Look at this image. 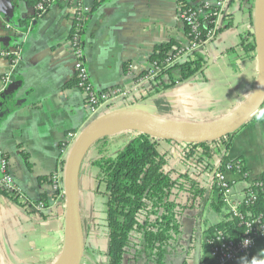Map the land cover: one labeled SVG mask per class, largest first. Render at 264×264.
Wrapping results in <instances>:
<instances>
[{
	"label": "crops",
	"instance_id": "0c3cea01",
	"mask_svg": "<svg viewBox=\"0 0 264 264\" xmlns=\"http://www.w3.org/2000/svg\"><path fill=\"white\" fill-rule=\"evenodd\" d=\"M209 1L215 0H58L39 16L26 0L0 2V49L20 52L11 88L0 96V164L2 159L9 162L20 194L19 202L0 194V264H55L62 259L66 199L54 189L51 176L62 178L60 162L71 150L66 146L68 135L80 133L92 117L84 93L76 86V55L70 42L78 3L86 12L92 10L82 32V54L92 83L98 89L118 87L128 93L115 98L104 111L135 107L144 114L207 124L238 112L255 94L256 51L246 53L240 47L242 36L253 25L249 9L243 24L233 26L238 6L254 0H228L227 25L203 48L207 64L194 77L181 80L179 70L153 84L138 77L153 66L150 56L157 45L173 40L176 46L189 43L179 18L182 5L188 2L195 7ZM11 70V61L0 57V88ZM133 133L113 134L111 152L124 146ZM163 146L172 167L186 170L182 163L191 164L184 158L181 143L163 142ZM98 156L92 147L87 151L78 178L85 235L81 264L107 260L108 239H90L100 229L107 230V197L93 165ZM227 156L242 158L248 173L247 178L227 173L232 193L240 197L264 173V114L254 115L237 131ZM241 182L244 185L239 186ZM37 203H43V208L36 209ZM183 224L189 238L195 221L185 217ZM207 239L204 236L197 247L200 263L210 252ZM228 264H264V236L252 251Z\"/></svg>",
	"mask_w": 264,
	"mask_h": 264
},
{
	"label": "trees",
	"instance_id": "16d2710c",
	"mask_svg": "<svg viewBox=\"0 0 264 264\" xmlns=\"http://www.w3.org/2000/svg\"><path fill=\"white\" fill-rule=\"evenodd\" d=\"M42 1L26 0L35 9L36 16L45 13L36 8ZM188 2L182 8H192ZM201 5L204 3L199 4ZM91 11H79L74 17L73 28L79 27L83 32ZM228 16L223 12L217 33L227 25L225 20ZM185 27L188 31L187 25ZM180 46H176L174 40L156 46L150 61L156 62L159 70L149 81L150 84L162 80L174 70H179L181 80H187L206 66L203 49L195 51L192 57L183 62L163 66L170 51ZM240 47L246 53L256 51L251 33L242 36ZM3 52L8 53L5 57L11 62L15 59V53L8 49H0V57L4 56ZM174 83L175 81L165 84L164 87H170ZM261 114H264V104L255 115ZM98 115H93L87 125ZM134 133L136 135L114 153L110 146L116 139L115 136L105 135L92 145V149L99 154L93 161L96 167L95 177L98 184L104 186L103 192L107 197V260L100 264H190L191 261L202 264L196 255L197 247L204 236L210 238L217 231H223L230 239L242 238L245 228L237 218L230 219V212L225 207L216 185L210 186L206 178L201 179L204 173L219 169V158L214 160L218 151L222 165L229 160L227 153L237 132L211 143H181L184 147V158L191 162L188 164L182 161V164L186 163V170L170 165L169 151L164 148L163 142L173 141ZM66 159L67 155L60 162L63 172ZM229 161L244 164L239 157ZM244 171H247L246 168ZM57 193L62 194L61 187ZM0 194L15 202L20 200L19 192L11 194L8 189L0 188ZM208 208L217 213L225 211L224 219L209 225L205 219ZM241 210L246 215L264 212V195L260 194L257 200L242 206ZM185 217H191L195 221L189 238L185 237Z\"/></svg>",
	"mask_w": 264,
	"mask_h": 264
},
{
	"label": "built area",
	"instance_id": "2783aa9c",
	"mask_svg": "<svg viewBox=\"0 0 264 264\" xmlns=\"http://www.w3.org/2000/svg\"><path fill=\"white\" fill-rule=\"evenodd\" d=\"M58 0H43L37 5L39 11L46 12L50 7L48 5L56 3ZM227 0H215L213 4L206 3L196 8L183 9L180 13L182 20L188 27L187 36L189 43L174 48L170 51L165 59L166 65H172L175 62H183L195 51L202 50L217 35V30L222 22L224 12V4ZM75 25V24H74ZM82 29L79 27L72 28L70 33V42L76 55L74 62V71L76 77V86L82 90L85 95V102L89 108L90 114L93 116L99 114L101 108L109 102H112L118 96L128 95L124 89L115 87L111 89H98L94 86L90 79L87 65L85 63L82 52ZM15 59L12 63V70L3 76V85L0 88V96L8 86L12 83V74L19 61V50L15 52ZM7 52H3V57L7 56ZM155 65V64H154ZM159 68L152 66L147 72L138 77L140 82H148L152 80L158 72ZM78 134L69 133L66 146L71 147L75 142ZM219 169L213 172H206L205 176L211 184H215L218 192L222 195L225 207L230 212V219L237 218L240 224L245 228V232L241 239H230L223 231H217L212 237L207 239L210 252L208 257L202 264H228L240 255H244L252 251L258 239L264 236V212L258 214H244L241 210L242 206L258 199L260 194L264 195V177L255 178L250 185L245 188L240 197L232 193V182L227 178L228 172L237 173L243 177H248L245 166L240 162L225 161L222 165L219 158ZM52 184L55 190L62 187L63 180L58 174L51 176ZM0 188L8 189L11 194L19 192L15 183V178L10 170L9 162L2 159L0 164ZM43 208V203L36 205V209Z\"/></svg>",
	"mask_w": 264,
	"mask_h": 264
},
{
	"label": "water",
	"instance_id": "95a60500",
	"mask_svg": "<svg viewBox=\"0 0 264 264\" xmlns=\"http://www.w3.org/2000/svg\"><path fill=\"white\" fill-rule=\"evenodd\" d=\"M245 9H249L252 13L253 25L249 32L254 37L259 75L253 98L238 112L217 122L198 124L207 125L201 130H184L163 123L166 118L141 113L135 107L104 111L109 102L101 108L99 115L78 133L66 159L62 183L66 199V217L64 250L61 258H66V264H81L84 256L85 235L79 203L78 178L84 157L93 143L105 135H113L105 133L97 136L101 127L119 128L114 134L130 131L176 143H211L237 132L260 110L264 104V0H254L252 4L246 6L240 4L238 10L233 13L235 28L245 21L244 16L247 14ZM210 62L211 60L209 64Z\"/></svg>",
	"mask_w": 264,
	"mask_h": 264
},
{
	"label": "bare ground",
	"instance_id": "6f19581e",
	"mask_svg": "<svg viewBox=\"0 0 264 264\" xmlns=\"http://www.w3.org/2000/svg\"><path fill=\"white\" fill-rule=\"evenodd\" d=\"M215 2V1H214ZM214 2H212V1H209V2H206V3H211V4H213ZM228 2V0L226 1V3ZM206 3H204V4H206ZM226 3L224 4V7H225V5H226ZM49 6V5H48ZM199 5H197V6H195V8L196 7H198ZM78 7H79V9H80V11H86L87 10V8L81 3V2H79L78 3ZM192 8H193V6H191ZM223 7V8H224ZM184 8H181L180 9V11H179V18H180V20H181V22L184 24V25H186L185 24V22L182 20V18H181V15H180V13H181V11L183 10ZM79 13V12H78ZM158 67V65L156 64V62H153V66H155V65ZM163 66H165V67H167V66H169V65H166L165 63L163 64ZM88 72H89V70H88ZM8 73V72H7ZM253 98V97H252ZM163 123H165V124H167V125H170V126H175V127H177V128H180V129H184V130H201V129H203V128H205L207 125H198V124H189V123H186V122H183V121H179V120H175V119H166L165 121H162ZM119 130V128H109V127H101L99 130H98V132H97V136H99V135H102V134H105V133H108V134H114V132L115 131H118ZM61 178V177H60ZM62 180H64V172H63V176H62V178H61ZM62 188V194L64 195V188H63V186L61 187ZM56 191H58V190H56ZM66 258L64 257V258H62L61 259V261H59V262H57V263H55V264H66Z\"/></svg>",
	"mask_w": 264,
	"mask_h": 264
},
{
	"label": "rangeland",
	"instance_id": "374dc122",
	"mask_svg": "<svg viewBox=\"0 0 264 264\" xmlns=\"http://www.w3.org/2000/svg\"><path fill=\"white\" fill-rule=\"evenodd\" d=\"M132 135H134V133ZM71 147H69V148H71ZM220 156H221L220 155V152L218 151V153L214 157V160L217 161L218 158H221ZM239 184H240L239 186L244 185V182H241ZM224 212L217 213L216 211L208 208L207 211H206V214H205L206 222H208V223H217V222H220L222 220V218H223ZM90 239H108V237H107V230L100 229L99 233L97 232L96 234L91 235Z\"/></svg>",
	"mask_w": 264,
	"mask_h": 264
},
{
	"label": "flooded vegetation",
	"instance_id": "af4514ba",
	"mask_svg": "<svg viewBox=\"0 0 264 264\" xmlns=\"http://www.w3.org/2000/svg\"><path fill=\"white\" fill-rule=\"evenodd\" d=\"M205 178L208 180V178L205 176ZM208 184L210 185V186H212L213 184H211L210 183V181L208 180Z\"/></svg>",
	"mask_w": 264,
	"mask_h": 264
}]
</instances>
